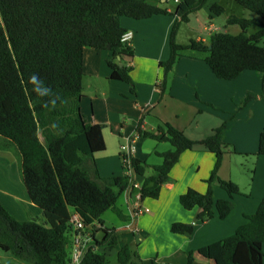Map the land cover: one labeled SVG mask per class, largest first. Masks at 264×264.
Returning a JSON list of instances; mask_svg holds the SVG:
<instances>
[{"label": "trees", "instance_id": "16d2710c", "mask_svg": "<svg viewBox=\"0 0 264 264\" xmlns=\"http://www.w3.org/2000/svg\"><path fill=\"white\" fill-rule=\"evenodd\" d=\"M207 1L181 0L170 13L149 0H0V151L12 152L18 159L30 200L44 218L43 223L36 219L18 221L0 202L2 253L29 264H70L71 221L76 214L94 229L93 243L82 264H110L98 248H115L118 241L116 229L106 225L104 216L111 211L124 222L130 221L118 208L130 187V177L100 176L96 157L106 151V143L103 127L88 123L82 113L84 53L86 48L110 51V79L128 83L134 92L131 69L123 62L125 57L134 56L133 47L122 42L128 32L123 19L178 16L170 34V59L160 63L165 83L183 53L193 51L207 55L205 62L219 80L233 81L247 71L262 73L264 92V0H236L257 15L253 19L229 18L228 25L241 28L240 34L216 33L209 44L193 40L180 45L177 35L181 24L188 23ZM210 13L218 16L224 8L216 4ZM253 28L255 31L249 34ZM250 99L247 97L244 104ZM225 129L226 123L201 141L191 140L171 124L153 133L140 132L145 138L173 147L157 153L163 161L151 167V176H146L147 164L133 159L143 199L158 200L182 154L203 146L215 156L213 170L205 181L207 191L190 188L180 202L186 210H200L197 222L216 217L225 220L235 207L233 199L243 195L236 183L219 177L227 149ZM257 155L264 156V133ZM215 184L229 199H215ZM246 218L247 223L233 236L199 252L216 264H263L264 199L257 212ZM194 231V224L175 223L171 228L176 235L191 236ZM131 260L130 247H121L119 264H131ZM188 264H197L191 252Z\"/></svg>", "mask_w": 264, "mask_h": 264}, {"label": "crops", "instance_id": "0c3cea01", "mask_svg": "<svg viewBox=\"0 0 264 264\" xmlns=\"http://www.w3.org/2000/svg\"><path fill=\"white\" fill-rule=\"evenodd\" d=\"M149 1L170 13L177 8L171 6V0ZM180 1L174 3L178 5ZM216 4L208 0L206 6L211 8ZM178 20L176 14L141 21L123 19V26L133 34L134 56L125 57L123 62L131 69L134 92L128 83L110 79V51L85 49L84 74H92L99 83H95L91 93L83 91L82 113L88 123L103 127L106 151L96 157L100 176L126 175L121 147L131 139H135L134 158L149 166L146 176L154 173L151 167L163 161L157 153L173 147L145 138L140 132L153 133L171 124L191 140L201 141L226 123L223 142L227 149L219 177L236 183L243 195L233 199L235 207L225 220L216 217L205 223L197 222L200 210H186L180 198L190 188L206 193L205 181L211 175L215 156L203 146L183 153L171 170L170 180L163 185L160 198L144 200L148 213L132 216L125 195L119 200V210L130 221L124 222L113 213L111 224L116 229L118 245L98 248L110 264H119L118 252L125 245L132 252L131 264H188L190 252L197 264H216L204 257L200 249L233 236L247 223L246 217L257 212L264 199V156L257 155L260 136L264 133L263 74L247 71L233 81L219 80L198 54L190 53L180 58L169 76L170 82L165 83L160 63L170 59V34ZM204 31H209L206 26ZM211 37H199L196 41L209 44ZM249 96L251 99L244 104ZM1 163L7 167L1 188L12 195L2 194L0 189V202L13 207L16 215L12 216L18 221H43L41 209L30 200L16 156L0 151ZM213 190L216 200L229 199L218 184ZM15 199L22 206L18 207ZM175 223L194 224L193 235L173 234L171 228ZM95 236L99 238L101 234Z\"/></svg>", "mask_w": 264, "mask_h": 264}, {"label": "rangeland", "instance_id": "374dc122", "mask_svg": "<svg viewBox=\"0 0 264 264\" xmlns=\"http://www.w3.org/2000/svg\"><path fill=\"white\" fill-rule=\"evenodd\" d=\"M211 2H218V4L224 8V13H222L218 16L211 15L210 8L205 5L206 7H204L200 12L191 15V17H190L191 22L189 24L188 23H182L181 24V26L179 28L178 43L189 44L193 40L196 41L199 37L209 39L211 37V35H214L216 33H222V32H228V33L233 34V35H238L241 33V28H239L238 26L228 25L229 18L232 15H235V16H238L241 18H246V19L257 18L256 14H253L252 12L245 10L241 6H239L236 3V0H211ZM170 4L173 7L177 6V4L174 3V0H171ZM202 23H204L205 25L202 26ZM188 25H190V26H188ZM205 26L207 27V29L209 31H204ZM254 31H255V28L251 29L249 31V34L253 33ZM262 45H264V43ZM86 49H88V51H94V49H92V48H86ZM190 53L198 54V56L200 57V59L202 61H205V58L207 56L206 54L193 52V51H186L183 54L189 55ZM170 74H169V76H170ZM169 76H168V82L167 83H169L171 80V78H169ZM95 83H99V80L97 79V77L93 76L92 74L84 75L83 91L85 92V94H89L95 90V87H94ZM221 111L224 112L223 110H221ZM226 115L230 116L228 113H226ZM232 117L234 118V115ZM171 149H172V147H171ZM6 168L7 167L4 164H2V163L0 164V181H2V179L5 180L4 179L5 178L4 173H5ZM9 173H10V171H9ZM6 174L8 175V173H6ZM1 187L2 186L0 183V189L3 190L2 194H5V195L11 194ZM15 200H16L15 204H17L18 207L22 206L21 203H19V201H17V199H15ZM9 201H10V199H9ZM2 204L10 211L11 214L16 215V212L14 211V209H12L13 207H11V205L9 203L6 202V203H2ZM112 217H114V214L111 211L106 213L104 216V220L106 221V224L108 226H112V224H111V218ZM43 222H44V218H43V221H40L39 223H43ZM98 236H99V234H98ZM99 238H101V236ZM0 264H29V263L18 260L15 257H13L9 254L2 253L0 251Z\"/></svg>", "mask_w": 264, "mask_h": 264}, {"label": "built area", "instance_id": "2783aa9c", "mask_svg": "<svg viewBox=\"0 0 264 264\" xmlns=\"http://www.w3.org/2000/svg\"><path fill=\"white\" fill-rule=\"evenodd\" d=\"M179 2V0H176ZM133 34L127 32L122 37V42L128 46H132ZM121 158L125 168V173L130 177V187L125 191L126 203L130 208L132 216H139L149 212V209L143 205L144 199L141 193V183L138 180V175L133 168V159L136 152L135 139L129 140L121 147ZM74 227L72 240V253L70 264H82V261L93 243V228L87 227L78 217H72Z\"/></svg>", "mask_w": 264, "mask_h": 264}, {"label": "water", "instance_id": "95a60500", "mask_svg": "<svg viewBox=\"0 0 264 264\" xmlns=\"http://www.w3.org/2000/svg\"><path fill=\"white\" fill-rule=\"evenodd\" d=\"M120 66H123L122 64Z\"/></svg>", "mask_w": 264, "mask_h": 264}, {"label": "clouds", "instance_id": "9594fccd", "mask_svg": "<svg viewBox=\"0 0 264 264\" xmlns=\"http://www.w3.org/2000/svg\"><path fill=\"white\" fill-rule=\"evenodd\" d=\"M35 77H33V79H34Z\"/></svg>", "mask_w": 264, "mask_h": 264}]
</instances>
